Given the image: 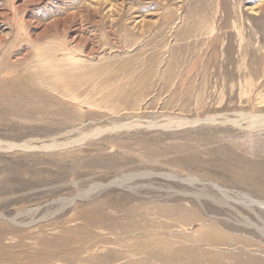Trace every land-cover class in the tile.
<instances>
[{
	"label": "rangeland",
	"instance_id": "1",
	"mask_svg": "<svg viewBox=\"0 0 264 264\" xmlns=\"http://www.w3.org/2000/svg\"><path fill=\"white\" fill-rule=\"evenodd\" d=\"M256 200L264 0H0V264H264Z\"/></svg>",
	"mask_w": 264,
	"mask_h": 264
},
{
	"label": "bare ground",
	"instance_id": "2",
	"mask_svg": "<svg viewBox=\"0 0 264 264\" xmlns=\"http://www.w3.org/2000/svg\"><path fill=\"white\" fill-rule=\"evenodd\" d=\"M210 118V117H209ZM209 118H206V119H209ZM180 120V119H179ZM184 120V122H188L189 120L188 119H183ZM192 121H195L196 123L198 122V121H201V120H199V119H194V120H191L190 122H192ZM251 121V120H250ZM255 121V120H254ZM257 121V120H256ZM252 123H253V121H251ZM192 124V123H191ZM178 125H180V124H178ZM250 125V124H249ZM52 145H55L54 143L53 144H46L45 146H52ZM222 193H224V194H226L225 192H226V190H220ZM218 193V192H217ZM218 196V195H217ZM221 196V195H220ZM222 197V196H221ZM251 197V196H250ZM244 198H246V199H248L250 202H254L253 200H251L248 196H244ZM218 199V198H217ZM242 199V198H241ZM249 202V203H250ZM244 203V202H243ZM251 203V204H252ZM255 203H256V205L258 206V208H262V209H264V201L263 200H256L255 201ZM247 204V203H246ZM248 205V204H247ZM249 206V205H248ZM237 214V213H236ZM262 215V214H261ZM197 220H199V219H197ZM202 222V221H201ZM243 222V221H242ZM125 230V229H124ZM260 230H263L264 231V228L262 229V228H260Z\"/></svg>",
	"mask_w": 264,
	"mask_h": 264
}]
</instances>
